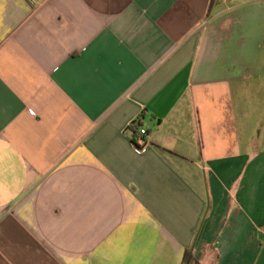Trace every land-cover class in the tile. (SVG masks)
Returning a JSON list of instances; mask_svg holds the SVG:
<instances>
[{"label":"crops","instance_id":"obj_1","mask_svg":"<svg viewBox=\"0 0 264 264\" xmlns=\"http://www.w3.org/2000/svg\"><path fill=\"white\" fill-rule=\"evenodd\" d=\"M187 250L264 264V0H0V264Z\"/></svg>","mask_w":264,"mask_h":264},{"label":"built area","instance_id":"obj_2","mask_svg":"<svg viewBox=\"0 0 264 264\" xmlns=\"http://www.w3.org/2000/svg\"><path fill=\"white\" fill-rule=\"evenodd\" d=\"M32 2H35L36 0H31ZM217 2H224V1H230V0H216ZM138 118L133 120L129 125H135L138 122ZM131 140L133 142V146L136 151L143 152L148 145V137H147V131L144 129L142 125H138L136 128V133L131 137Z\"/></svg>","mask_w":264,"mask_h":264},{"label":"trees","instance_id":"obj_3","mask_svg":"<svg viewBox=\"0 0 264 264\" xmlns=\"http://www.w3.org/2000/svg\"><path fill=\"white\" fill-rule=\"evenodd\" d=\"M141 122L138 120V122L135 125H130V129H132V136L136 133V128L138 125H140ZM181 264H200L199 261L196 259V257L193 255V253L190 250H187L184 254L183 260Z\"/></svg>","mask_w":264,"mask_h":264}]
</instances>
